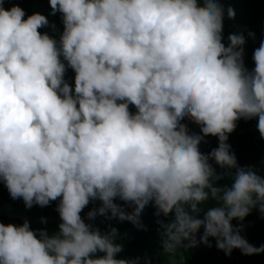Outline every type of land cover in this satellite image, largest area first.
<instances>
[{
	"label": "clouds",
	"instance_id": "obj_1",
	"mask_svg": "<svg viewBox=\"0 0 264 264\" xmlns=\"http://www.w3.org/2000/svg\"><path fill=\"white\" fill-rule=\"evenodd\" d=\"M3 2L0 181L28 208L60 198L62 223L51 236L27 220L0 223V264H137L115 258L122 251L116 229L102 234L82 219L97 199L102 205L89 219L110 212L140 227L150 202L158 216L174 213L161 225L170 256L209 237L229 255L264 253L232 224L254 208L264 215V177L239 166L227 143L241 118L258 117L264 138V41L250 71L245 36L222 42L219 0H50L52 14H62L59 41L39 31L49 25L45 15L24 19V9ZM227 15L234 18V10ZM61 57L76 73L74 92ZM185 120L203 135L190 134ZM209 135L219 145L204 154L199 145ZM210 160L236 169L231 187L217 186L223 177ZM210 200L220 206L198 218ZM97 252L105 255L92 258Z\"/></svg>",
	"mask_w": 264,
	"mask_h": 264
},
{
	"label": "trees",
	"instance_id": "obj_2",
	"mask_svg": "<svg viewBox=\"0 0 264 264\" xmlns=\"http://www.w3.org/2000/svg\"><path fill=\"white\" fill-rule=\"evenodd\" d=\"M219 2L225 9L222 42L227 47L230 43L228 40L229 35L243 34L246 38L244 64L251 71L255 67L253 60L254 50L264 41V0H219ZM14 5H19L24 9L26 13L24 19L36 13V6L51 8L50 0H4L3 2L5 9H11ZM229 8L235 12L234 18L228 17L227 9ZM39 31L42 34L46 33L43 28L39 29ZM249 33H253L254 36H250ZM75 75L74 70L67 67L64 79L72 87L73 92ZM129 111L133 113L137 109L130 104ZM183 122L188 127L190 134L203 135L200 126L193 121L185 120ZM257 123L258 117L249 120L239 119L236 122L235 130L228 134L227 143L230 144L231 152L235 154L239 166L250 167L258 175L264 177V138L260 136ZM218 145V137L209 135L204 137L199 148L202 153L210 154ZM209 162L215 168L216 173L223 177L215 182L217 186L231 187L234 182L236 169L221 168L214 160ZM59 199L50 202L49 205L44 207L33 205L31 208L37 213L43 212L45 215L57 217L59 215L57 211ZM0 200L9 203L13 209H17L19 206H21V210L28 208L22 198L13 199L10 196L3 181H0ZM114 202L121 205L127 212H132L133 210L132 206L119 198H116ZM217 206H220L219 203L212 200L201 204V212L198 214V218L202 219L209 208ZM174 215V213L168 216L156 215L154 203L150 202L140 214V227L128 220L121 221L119 218H111L110 212L108 216L97 214L94 219L88 218L86 224H90L94 229H99L102 234L110 233L112 229L117 230L115 243L122 246V251L116 254V259L136 260L137 264H162L161 246L163 245V240L161 234L164 229L161 225L172 222ZM24 222L25 220L12 218L8 215L0 216V223L5 225L20 226ZM29 224L32 230L46 229L49 235L58 230L60 225L59 222H35L34 224ZM232 224L234 227H242L240 234L253 246L259 248L264 245V215L260 213L258 208L252 209L243 221L234 219ZM203 231V228H201L197 233L196 238L198 241L203 235ZM176 256L185 264H264V253L245 255L240 249H233L229 255L217 247L215 237H209L208 244L199 242L195 247L181 248L177 251Z\"/></svg>",
	"mask_w": 264,
	"mask_h": 264
},
{
	"label": "rangeland",
	"instance_id": "obj_3",
	"mask_svg": "<svg viewBox=\"0 0 264 264\" xmlns=\"http://www.w3.org/2000/svg\"><path fill=\"white\" fill-rule=\"evenodd\" d=\"M35 12L40 13L42 15H45L49 20V25L46 27H43V29L46 31V33L59 41L61 34L64 30V24L62 21V14L57 12L56 14H52L51 8H42L40 6L35 7ZM61 60L63 61V57H61ZM67 67V61H63ZM135 112H133L134 114ZM20 202V201H19ZM102 205V202L100 200H90V203L81 211L80 215L82 219H84L85 223L88 220L87 213L93 209H98ZM1 215H8L12 218H19L22 220H27L29 223L34 224L35 222H42V223H48V222H59L62 223V220L60 218V215L57 217L53 215H45L43 212L37 213L32 208H24L21 210V206H19L17 209H13L9 203H5L2 200H0V216ZM60 229L56 230L53 234L55 235L59 232ZM50 235V236H51ZM161 254H162V264H185L181 260H179L175 255L170 256L163 250V245L161 246ZM105 253L103 252H97L92 258H99L104 256Z\"/></svg>",
	"mask_w": 264,
	"mask_h": 264
}]
</instances>
